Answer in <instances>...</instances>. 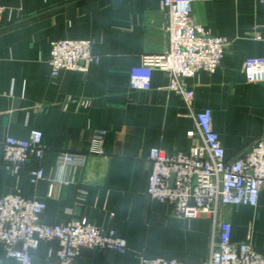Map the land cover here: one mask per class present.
<instances>
[{
	"label": "crops",
	"instance_id": "0c3cea01",
	"mask_svg": "<svg viewBox=\"0 0 264 264\" xmlns=\"http://www.w3.org/2000/svg\"><path fill=\"white\" fill-rule=\"evenodd\" d=\"M162 0H0V143L44 133V154L12 174L0 160V197L20 194L46 203L42 221L72 220L115 230L127 251L84 249L75 264H138L148 259L199 263L209 258L213 218H180L146 191L150 149L189 152L202 143L188 108L156 69L151 88L132 89L130 71L145 55L168 48ZM192 15L208 32L230 41L215 73L186 78L194 111L211 109L227 157L237 158L264 137V4L259 0H193ZM87 39L99 57L86 72L53 77L51 42ZM104 131L103 141L94 140ZM60 153L83 154L81 166L58 164ZM3 147L0 145V156ZM45 179L33 183L32 171ZM60 180L67 181L59 183ZM234 243L251 242L264 255V189L256 208L228 206ZM43 241L33 264H58ZM0 264H15L0 243Z\"/></svg>",
	"mask_w": 264,
	"mask_h": 264
},
{
	"label": "built area",
	"instance_id": "2783aa9c",
	"mask_svg": "<svg viewBox=\"0 0 264 264\" xmlns=\"http://www.w3.org/2000/svg\"><path fill=\"white\" fill-rule=\"evenodd\" d=\"M259 1L264 4V0ZM192 3L193 0H162L161 9L167 18L168 48L161 54L145 55L142 64L131 69L130 87L149 90L153 71L166 72L171 77L169 89L183 98L188 108L186 115L195 121L196 132H192V136L199 134L202 143L189 152L169 153L160 147L150 149L148 159L152 172L146 193L150 198L172 206L180 218L211 215V253L207 260L199 263L141 257L138 264H264V255L255 251L251 242L232 241V225L220 217L224 207L258 206L264 189V137L239 157L229 158L214 129L213 111L209 108L194 111L195 91L185 84V79L202 71L215 73L225 58L230 41L199 25L192 15ZM3 10L0 5V18ZM50 47L53 77H58L64 70L86 72L92 62L99 61L87 39H57ZM103 135L104 131H98L94 140L101 143ZM43 139L44 133L40 129H32L27 139L7 136L0 143L3 147L0 160L12 174H17L31 155L42 158ZM84 159L83 154L60 153L58 164L81 166ZM31 174L33 183L46 178L41 168ZM45 209L44 201L20 194L0 197V243L5 247L6 257L15 264H33V252L43 241L58 244L49 255L58 264H75L84 249L127 251L126 239L115 230H104L79 220L49 225L42 221Z\"/></svg>",
	"mask_w": 264,
	"mask_h": 264
}]
</instances>
